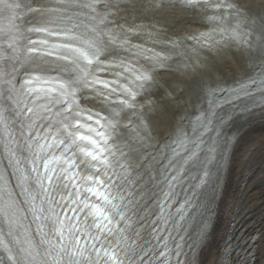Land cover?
Returning a JSON list of instances; mask_svg holds the SVG:
<instances>
[{"label": "clouds", "instance_id": "clouds-1", "mask_svg": "<svg viewBox=\"0 0 264 264\" xmlns=\"http://www.w3.org/2000/svg\"><path fill=\"white\" fill-rule=\"evenodd\" d=\"M25 15L0 33V264H69L77 232L95 234L84 205L99 198L74 170L79 157L101 171L94 136L117 178L105 239L120 264H205L211 221L193 226L192 197L235 136L237 102L264 108V44L238 0H35ZM184 16L195 29L177 32ZM224 50L241 61L230 81L212 67Z\"/></svg>", "mask_w": 264, "mask_h": 264}, {"label": "bare ground", "instance_id": "bare-ground-1", "mask_svg": "<svg viewBox=\"0 0 264 264\" xmlns=\"http://www.w3.org/2000/svg\"><path fill=\"white\" fill-rule=\"evenodd\" d=\"M238 3L253 38L264 44V0ZM196 23L195 18L184 16L181 25L173 27L187 32L194 30ZM212 67L217 79L230 81L240 71L241 61L224 50ZM231 123L230 134L235 136L213 181L215 188L205 198L211 223L200 256L205 264H215L221 252V264H264V108L256 106ZM224 241L231 246L224 249Z\"/></svg>", "mask_w": 264, "mask_h": 264}, {"label": "snow or ice", "instance_id": "snow-or-ice-1", "mask_svg": "<svg viewBox=\"0 0 264 264\" xmlns=\"http://www.w3.org/2000/svg\"><path fill=\"white\" fill-rule=\"evenodd\" d=\"M5 3H7L8 7H12V5L8 3V0H0V5H4ZM7 31L11 32L12 30L8 29ZM89 143L94 145L95 141L90 140ZM87 155L93 161L99 160L102 164L108 166V162L101 159V157L96 153L88 151ZM88 179L93 185L102 184L101 180H97L92 176H89ZM89 191L91 193H94L95 197H98L100 201L104 202L103 205H101L100 203H97L96 205H84L85 207H90V215L97 218L95 234H92L91 230H89V234L86 236L80 235V233L77 232L76 237L71 241L73 251L68 252L67 249H63V251L68 252L69 264H80V261H83L84 264H97V261L99 262V264H105V262H108V264H120L116 249L110 247L105 239L106 236H109V234L112 233L113 227L111 215H106V212H108L109 210L107 206L111 205L112 209L116 211L119 210L120 206L112 200V198L108 194V191L101 190V187L91 186L89 188ZM78 211L79 208H76L75 211H73V209H69V212H72L73 216H75V213ZM116 227L117 230H119L120 225H116ZM58 231L62 233L63 229H58ZM161 239L163 238L161 237ZM124 242L128 244L131 243L130 240H126ZM58 243L62 244V241L58 240ZM117 248H119V245H117ZM121 251H123V249H121ZM162 252H164L163 247H161L160 249V253ZM160 253H157V255H159ZM77 257H79V261ZM85 257H87V260L84 259ZM162 260L163 257H161V261ZM141 264H144L143 260H141Z\"/></svg>", "mask_w": 264, "mask_h": 264}]
</instances>
